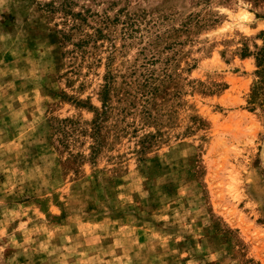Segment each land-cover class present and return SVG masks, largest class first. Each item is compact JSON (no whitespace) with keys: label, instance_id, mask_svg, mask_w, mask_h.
Masks as SVG:
<instances>
[{"label":"rangeland","instance_id":"obj_1","mask_svg":"<svg viewBox=\"0 0 264 264\" xmlns=\"http://www.w3.org/2000/svg\"><path fill=\"white\" fill-rule=\"evenodd\" d=\"M65 1L0 0V264H264V0Z\"/></svg>","mask_w":264,"mask_h":264},{"label":"trees","instance_id":"obj_2","mask_svg":"<svg viewBox=\"0 0 264 264\" xmlns=\"http://www.w3.org/2000/svg\"><path fill=\"white\" fill-rule=\"evenodd\" d=\"M68 3L67 1L65 0H61V3H60V11H61V14L63 16H69L72 18V21L75 22V20H77L76 18H78L79 20H82L83 18L81 17V14L80 13H71L67 8H68ZM79 29V24L76 25V23L72 24V26H70V28H68L66 31H63L62 30V33L59 35L60 37V40L61 42L67 40L70 38V36L72 35V33L74 31H78ZM107 86H108V83H105L104 85V88L102 90V98H103V101H102V105L105 104V97H106V92H107ZM95 115H97V111H95ZM94 127H95V122L93 123Z\"/></svg>","mask_w":264,"mask_h":264}]
</instances>
